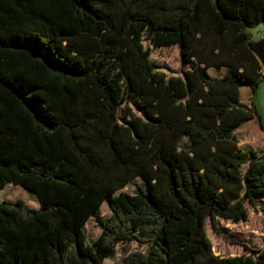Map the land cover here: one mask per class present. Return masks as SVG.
<instances>
[{"label": "trees", "instance_id": "1", "mask_svg": "<svg viewBox=\"0 0 264 264\" xmlns=\"http://www.w3.org/2000/svg\"><path fill=\"white\" fill-rule=\"evenodd\" d=\"M262 23L264 0H0V189L41 204L0 201V264H106L120 242L145 247L121 264H264L206 230L264 199V149L238 136L264 133ZM146 40L178 45L183 74Z\"/></svg>", "mask_w": 264, "mask_h": 264}, {"label": "rangeland", "instance_id": "2", "mask_svg": "<svg viewBox=\"0 0 264 264\" xmlns=\"http://www.w3.org/2000/svg\"><path fill=\"white\" fill-rule=\"evenodd\" d=\"M145 45L152 49L151 59L162 64V69L168 75H181L185 68L182 64L180 47L174 45L171 47L154 48L148 40ZM226 71V68L218 70L210 68L209 72L212 76H220ZM257 95L255 97L259 113L264 120V82L261 83ZM255 127H244L238 131L239 144L241 146H251L256 149H264V133ZM136 188L135 181L126 186L123 191L134 193ZM30 190L13 183L7 184L0 189V201L8 200L16 202L22 200L28 210L39 209L41 204L34 192L30 194ZM248 209V218L242 221L234 222L219 216L216 217L215 229L211 218L206 219V230L212 241L213 251L221 256H236L248 254L247 246L252 249H260L264 247V199L257 202L254 206L250 202H246ZM112 215V210L107 202L101 208L99 216L106 218ZM87 241L92 243L101 234V227L97 218H91L85 226ZM145 247L140 246L137 242L117 243L115 255L106 260V264H121L125 255L135 251H144Z\"/></svg>", "mask_w": 264, "mask_h": 264}, {"label": "crops", "instance_id": "3", "mask_svg": "<svg viewBox=\"0 0 264 264\" xmlns=\"http://www.w3.org/2000/svg\"><path fill=\"white\" fill-rule=\"evenodd\" d=\"M251 32H252L253 37H254L255 39H259V38L263 37V36H264V23H262V24H260V25H258V26H256V27H254V28H251ZM263 82H264V80H263L261 83H263ZM261 83H260V85H259V88H260L261 85H262ZM259 88L257 89V92H258ZM257 92H256V94H255V97H256V95H257ZM38 201H39V200H38Z\"/></svg>", "mask_w": 264, "mask_h": 264}]
</instances>
